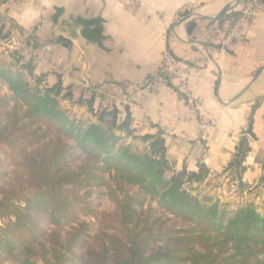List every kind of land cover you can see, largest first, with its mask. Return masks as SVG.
Listing matches in <instances>:
<instances>
[{
	"label": "crops",
	"instance_id": "obj_1",
	"mask_svg": "<svg viewBox=\"0 0 264 264\" xmlns=\"http://www.w3.org/2000/svg\"><path fill=\"white\" fill-rule=\"evenodd\" d=\"M234 1L0 0V25L22 43L29 39L28 54L22 56L31 63L33 77L45 75L48 87L61 81L74 102L81 99L82 113L88 112L84 101L91 97L95 110L116 107L120 120L128 109L133 136L146 149L150 141L143 138L160 133L175 173H198L204 166L210 178L228 181L225 169L237 145L246 141L250 151L241 186L262 190L264 12L223 49L228 21L215 19ZM30 7L40 15L26 16ZM183 13L187 16L181 17ZM190 22L194 25L188 34ZM99 28L102 38L91 40L87 33ZM164 52L177 70L190 73L186 78L167 76L166 82L157 80L146 89L144 83L157 73ZM231 184L232 189L240 187L237 181Z\"/></svg>",
	"mask_w": 264,
	"mask_h": 264
},
{
	"label": "trees",
	"instance_id": "obj_2",
	"mask_svg": "<svg viewBox=\"0 0 264 264\" xmlns=\"http://www.w3.org/2000/svg\"><path fill=\"white\" fill-rule=\"evenodd\" d=\"M236 6L215 21L236 19ZM193 25L187 24L188 34ZM87 36L100 40L101 29H93ZM24 43L29 45V39ZM21 68L33 77L31 63ZM33 78L31 86L20 71L0 66V80L16 107L24 109L19 116L16 107L6 109L0 98V117L10 118L0 123V153L28 173L16 188L0 189V256L9 257L14 264H33L36 258L44 264H264V212L250 203L229 213L219 209L218 201L193 195L194 186L207 181L211 172L201 166L198 173L185 169L175 173L165 158L160 133L143 138L150 144L142 154L119 145L122 137L135 139L128 109L122 120L116 107L97 113L91 97L84 102L96 121L71 120L60 107V100L72 99L70 89L63 88L61 81L48 87L45 75ZM77 102L82 103L81 99ZM247 132L251 134L250 121ZM31 142L43 144L39 158L26 157ZM249 151L247 142L241 141L225 169L240 186ZM76 153L94 165L72 171L70 161H75ZM23 155L26 158L17 162ZM92 186L106 187L118 208L114 216L102 214L105 228L113 233L95 238L99 241L96 248L90 244L87 226L78 223L81 213L96 214L87 201ZM132 187L187 226L156 232L141 222L143 212L134 209V198L126 194ZM118 193L123 196L120 200ZM43 224L70 231L64 240L52 232L47 246Z\"/></svg>",
	"mask_w": 264,
	"mask_h": 264
},
{
	"label": "rangeland",
	"instance_id": "obj_3",
	"mask_svg": "<svg viewBox=\"0 0 264 264\" xmlns=\"http://www.w3.org/2000/svg\"><path fill=\"white\" fill-rule=\"evenodd\" d=\"M27 41V38H26ZM30 47L25 43H22V40L18 39L15 35H12L10 29H6L4 25H0V66L4 69H12L17 70L22 73L26 81L32 86L34 83V78L30 77L27 74L26 70H23L21 67H26L30 62H28L25 56L22 54H26L27 48ZM23 54V55H24ZM28 54V53H27ZM29 60V59H28ZM10 68V66H14ZM18 66V67H17ZM17 67V68H16ZM0 98L3 99V104L6 109L11 110L16 107L15 102L12 99L11 93L8 91L7 86L0 80ZM75 99L71 100H60V107L64 109L69 119L75 121H83L86 123L95 122L96 119L93 115L87 113H82L83 108L80 107L78 102H74ZM83 104V103H82ZM69 107V108H68ZM108 109V108H103ZM111 109V108H110ZM16 111L19 116H22L24 109L20 107H16ZM102 108L97 109V113H100ZM86 114V115H85ZM9 122L10 118L0 117V123ZM25 123V121L21 122ZM34 127H30V130H33ZM117 135L121 136V132H116ZM122 137V136H121ZM68 143V142H67ZM144 143L132 138L122 137L119 145L128 147L131 151L135 153H144L146 151ZM41 143L31 142L27 148V156L28 158H39L42 151ZM69 146H72L71 143H68ZM78 156L75 157V161L71 160L70 165L71 169L74 172H78L84 169L86 166H93V162L88 161L78 153ZM18 157L17 162L26 158ZM106 176V175H104ZM28 178V173L22 169L20 166H17L11 160H8L3 153H0V189L2 190H10L16 188L18 186L19 180H26ZM227 178V177H226ZM231 180L225 181V179L221 177H212L208 181L203 182L200 186L195 185V189L192 192L193 195L205 196L211 198L213 201H218L219 209L226 210L229 213L235 211L240 206H244L246 204H253L256 210L260 213L264 211V199H261V195L264 193V187L262 190H247L246 187L240 186L239 189L231 188ZM234 181V180H233ZM109 187L111 186L110 181L107 183ZM112 187V186H111ZM241 189L246 191L245 195H242ZM85 192V191H84ZM82 192V194H84ZM107 188H97L92 186L90 189V193L87 197V201L91 204L92 207L96 209V214L86 215L81 213L79 215L78 223L85 224L87 226V235L90 237L89 241L92 247L96 248L99 241L95 240V238H101V233H113L110 230L105 228V224L103 222L102 214H108L114 216L118 214L117 204L114 203L111 198L107 195ZM127 196L134 198L133 207L137 212H143L140 215L141 222H147L148 225L154 231H165L167 229H180L184 228L187 225L182 223L181 221L172 218L168 214L164 213L162 210H159L155 202L149 200V198L141 195L137 188H127ZM260 196L257 200L256 198ZM202 197V198H203ZM122 194H117V199H122ZM152 210L150 213H144L146 210ZM1 226V224H0ZM75 226V225H74ZM47 230L48 239H46V244L49 246L48 241L53 239L51 237L52 232H57L60 234L61 240H64L66 234L70 231L69 228L55 229L52 227H48L45 224L42 225ZM199 248V246H196ZM33 264H44L43 261L39 258L33 259ZM0 264H14L12 260L2 255L0 256Z\"/></svg>",
	"mask_w": 264,
	"mask_h": 264
},
{
	"label": "built area",
	"instance_id": "obj_4",
	"mask_svg": "<svg viewBox=\"0 0 264 264\" xmlns=\"http://www.w3.org/2000/svg\"><path fill=\"white\" fill-rule=\"evenodd\" d=\"M22 0H6L7 3H16ZM239 16L233 21L228 22V29L221 40V47L225 49L231 44L235 33L244 25L250 23L253 17L264 12V2L262 0H243L242 4L238 5ZM190 73V69L181 72L174 67V60L168 52L161 55L158 64V71L152 77L146 79L144 86L147 89L157 80L166 82L168 77H183L186 78ZM245 163L243 162V165Z\"/></svg>",
	"mask_w": 264,
	"mask_h": 264
},
{
	"label": "clouds",
	"instance_id": "obj_5",
	"mask_svg": "<svg viewBox=\"0 0 264 264\" xmlns=\"http://www.w3.org/2000/svg\"><path fill=\"white\" fill-rule=\"evenodd\" d=\"M26 16H31L32 18H36L40 15V11L38 9H32L31 7L26 11Z\"/></svg>",
	"mask_w": 264,
	"mask_h": 264
},
{
	"label": "water",
	"instance_id": "obj_6",
	"mask_svg": "<svg viewBox=\"0 0 264 264\" xmlns=\"http://www.w3.org/2000/svg\"><path fill=\"white\" fill-rule=\"evenodd\" d=\"M238 1H239V0H235L232 4L228 5V6L225 8V10L231 8V7H232L234 4H236ZM225 10H224V11H225ZM184 20H186V19H184ZM184 20H182L181 22H183ZM254 79H255V78H254Z\"/></svg>",
	"mask_w": 264,
	"mask_h": 264
}]
</instances>
